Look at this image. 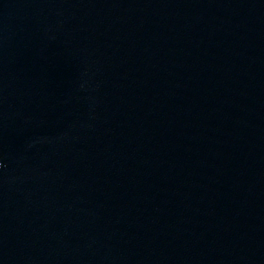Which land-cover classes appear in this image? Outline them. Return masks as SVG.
I'll use <instances>...</instances> for the list:
<instances>
[{
	"label": "water",
	"instance_id": "obj_1",
	"mask_svg": "<svg viewBox=\"0 0 264 264\" xmlns=\"http://www.w3.org/2000/svg\"><path fill=\"white\" fill-rule=\"evenodd\" d=\"M0 264H264V0H0Z\"/></svg>",
	"mask_w": 264,
	"mask_h": 264
}]
</instances>
